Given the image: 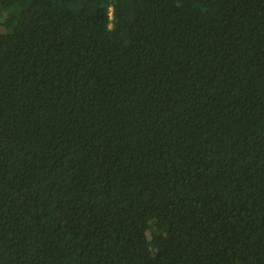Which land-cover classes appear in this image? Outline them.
<instances>
[{"label": "trees", "instance_id": "1", "mask_svg": "<svg viewBox=\"0 0 264 264\" xmlns=\"http://www.w3.org/2000/svg\"><path fill=\"white\" fill-rule=\"evenodd\" d=\"M0 264H264V0H0Z\"/></svg>", "mask_w": 264, "mask_h": 264}]
</instances>
